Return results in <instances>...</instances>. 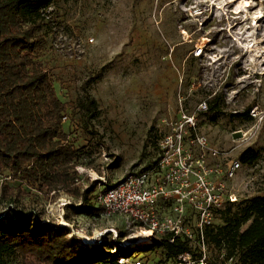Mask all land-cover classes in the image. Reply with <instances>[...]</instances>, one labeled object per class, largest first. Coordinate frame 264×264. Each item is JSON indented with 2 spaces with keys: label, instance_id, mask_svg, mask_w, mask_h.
Wrapping results in <instances>:
<instances>
[{
  "label": "rangeland",
  "instance_id": "374dc122",
  "mask_svg": "<svg viewBox=\"0 0 264 264\" xmlns=\"http://www.w3.org/2000/svg\"><path fill=\"white\" fill-rule=\"evenodd\" d=\"M43 16L41 59L67 106L68 141L81 150L76 161L81 197L40 193L5 173L0 219L22 210L34 222L68 228V237L79 242L101 234L111 242L116 230L125 236L119 239L124 247L150 244L135 226L128 227L126 217L93 209L99 207L96 196L153 168L159 141L183 114L196 117V135L187 138L186 148L203 160V168H194L219 199L209 226L219 228L229 208L237 212L243 202L264 196V0H57ZM88 97L97 103L93 114L81 107ZM216 97L219 113L213 119L209 109ZM202 102L208 105L205 113L197 112ZM197 136L206 140L204 149ZM247 150L259 156L254 165L241 161ZM234 161L242 166L230 179ZM85 195L92 208L79 214L88 205ZM188 215L197 236L200 213L189 208ZM192 252L199 257L196 243ZM223 255L204 238L209 264ZM136 260L172 264L165 249L137 253L130 262ZM7 261L21 264L17 257Z\"/></svg>",
  "mask_w": 264,
  "mask_h": 264
},
{
  "label": "trees",
  "instance_id": "16d2710c",
  "mask_svg": "<svg viewBox=\"0 0 264 264\" xmlns=\"http://www.w3.org/2000/svg\"><path fill=\"white\" fill-rule=\"evenodd\" d=\"M56 1L0 0V175L7 173L6 177L40 193L64 191L80 198L76 161L81 150L68 141L67 106L41 59L46 44L39 34L43 11ZM81 107L93 114L97 103L88 97ZM218 109L216 97L209 109L213 119ZM258 159L253 150L241 157L245 165ZM88 195L84 198L88 205L78 208L79 214L92 208ZM93 209L102 211L100 206ZM36 219L22 210H12L6 221L0 219V264H8L9 257L19 258L21 264H119L121 258L155 249H165L167 260L177 264L192 252L188 242L177 239L170 244L168 237L137 248L106 240L101 246L83 244L68 237V228L49 227ZM223 219L219 228L204 230L208 244L224 251L221 260L210 264H264V196L243 202L237 212L229 208Z\"/></svg>",
  "mask_w": 264,
  "mask_h": 264
},
{
  "label": "built area",
  "instance_id": "2783aa9c",
  "mask_svg": "<svg viewBox=\"0 0 264 264\" xmlns=\"http://www.w3.org/2000/svg\"><path fill=\"white\" fill-rule=\"evenodd\" d=\"M202 50L197 52L200 55ZM208 110L206 102L199 104L197 112ZM66 118H64L65 120ZM197 122L194 115L183 114L182 121L172 125V130L159 141V160L157 164L145 171L127 176L111 188H106L97 195V203L107 217L122 215L126 217L130 228L135 226L141 233L146 230L151 234V240L157 236L168 237L169 243L181 239L192 245L196 243L200 250L199 257L193 260V253L180 257L177 264H209L204 258V230L211 224L210 214L213 207L219 206L215 188L204 182V177L194 168L203 160L194 159L192 151L186 148L187 138L196 135ZM195 142L204 149L206 140L197 136ZM241 162L234 161L227 170L230 179L241 169ZM197 178L195 184L191 178ZM205 197V199H204ZM235 202L236 198H229ZM189 208L200 213L197 224L198 235L190 228ZM113 242H119L116 230H112ZM91 245L101 246L105 241L103 234L92 237ZM81 243L86 242L81 237ZM113 254L116 250L112 251ZM131 259L121 258L119 264H145L142 260L130 262Z\"/></svg>",
  "mask_w": 264,
  "mask_h": 264
},
{
  "label": "bare ground",
  "instance_id": "6f19581e",
  "mask_svg": "<svg viewBox=\"0 0 264 264\" xmlns=\"http://www.w3.org/2000/svg\"><path fill=\"white\" fill-rule=\"evenodd\" d=\"M238 13V12H237ZM139 236L143 239H148L149 242H151V234L149 232H147L146 230H144L143 233L139 234ZM84 241L86 242V244H90L92 242V239H84ZM126 241V240H125Z\"/></svg>",
  "mask_w": 264,
  "mask_h": 264
}]
</instances>
